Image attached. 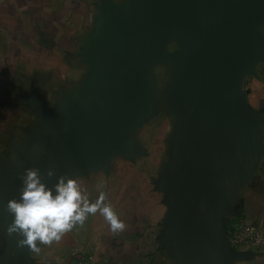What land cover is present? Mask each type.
Masks as SVG:
<instances>
[{"label": "crops", "instance_id": "obj_1", "mask_svg": "<svg viewBox=\"0 0 264 264\" xmlns=\"http://www.w3.org/2000/svg\"><path fill=\"white\" fill-rule=\"evenodd\" d=\"M106 1L121 6L128 0H0V182L35 165L45 152L44 138L54 132L43 112L56 116L93 101L97 74L91 36ZM242 91L246 121L241 129L252 139L234 142L230 158L221 160L209 182V195L187 205L228 237L243 220L264 231V53L251 58ZM166 114L160 122L164 158L162 136L141 135L159 121L152 117L129 136L135 151H119L100 167L69 174L91 202L103 192V204L113 208L124 229L113 232L100 212L90 214L59 241L37 242L40 250L30 252L28 264H75L81 255L91 264H264V249L231 244L225 262L222 236L175 211L171 170L178 149L172 134L179 123L173 110ZM4 206L0 202V264H17L18 237L7 234L12 217Z\"/></svg>", "mask_w": 264, "mask_h": 264}, {"label": "water", "instance_id": "obj_2", "mask_svg": "<svg viewBox=\"0 0 264 264\" xmlns=\"http://www.w3.org/2000/svg\"><path fill=\"white\" fill-rule=\"evenodd\" d=\"M260 24L264 0L104 2L91 36L97 74L93 101L56 116L43 112L54 135L44 138L45 152L28 168H40L51 186L74 169L100 167L111 154L135 151L129 136L159 107L148 99L149 67L164 57L169 37L180 32L183 52L170 102L179 123L172 134L178 149L171 170L173 206L179 216L222 236L227 262V231L198 218L187 205L209 195V182L221 160L230 158L234 142L252 139L241 129L246 121L242 76L251 58L264 53V35L255 29ZM49 167L55 176L46 175ZM23 172L0 182L3 205L18 197ZM30 252L20 247L17 264H28Z\"/></svg>", "mask_w": 264, "mask_h": 264}, {"label": "clouds", "instance_id": "obj_3", "mask_svg": "<svg viewBox=\"0 0 264 264\" xmlns=\"http://www.w3.org/2000/svg\"><path fill=\"white\" fill-rule=\"evenodd\" d=\"M44 174L38 167L26 168L20 176L22 183L18 197L10 199L4 206L12 217L7 234L18 237V247L38 252L39 245L59 241L65 232L77 224L82 225L90 214L97 212L104 216L113 232L124 229V223L113 208L103 204V192L91 202L75 177L61 175L50 186L44 180ZM46 175L55 176L56 169L49 167ZM102 187V184L97 185L98 189Z\"/></svg>", "mask_w": 264, "mask_h": 264}, {"label": "rangeland", "instance_id": "obj_4", "mask_svg": "<svg viewBox=\"0 0 264 264\" xmlns=\"http://www.w3.org/2000/svg\"><path fill=\"white\" fill-rule=\"evenodd\" d=\"M256 30H263L264 24H260L255 27ZM182 37L180 32L172 34L164 48V57L158 59L156 62L151 64L148 71L149 83H148V99L149 102L154 103L158 102V110L152 112L149 118L157 117L156 125H150L151 128H144L141 131V135L147 136L151 139L158 138L159 135L162 136V155L164 158L165 152V136L162 131V125L160 122L164 121L167 118L166 112L171 111L170 102L174 103L175 96L174 91L176 87V72H177V61L179 55L182 51ZM175 108V107H174ZM177 110V109H176ZM174 111V110H173ZM176 111L173 112L174 115ZM168 120V119H167ZM159 124V125H158ZM160 131L161 134H160ZM148 139V138H147ZM152 142V141H151Z\"/></svg>", "mask_w": 264, "mask_h": 264}, {"label": "built area", "instance_id": "obj_5", "mask_svg": "<svg viewBox=\"0 0 264 264\" xmlns=\"http://www.w3.org/2000/svg\"><path fill=\"white\" fill-rule=\"evenodd\" d=\"M229 240L230 244L237 249L244 247L255 250L264 249V231L246 220L238 221L233 226ZM79 254V249L73 252L74 256ZM75 264H91L90 257L81 255L76 259Z\"/></svg>", "mask_w": 264, "mask_h": 264}]
</instances>
